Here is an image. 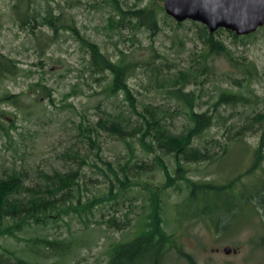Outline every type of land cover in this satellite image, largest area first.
<instances>
[{
	"label": "rangeland",
	"instance_id": "1",
	"mask_svg": "<svg viewBox=\"0 0 264 264\" xmlns=\"http://www.w3.org/2000/svg\"><path fill=\"white\" fill-rule=\"evenodd\" d=\"M19 1L0 0V51L18 62L21 67V72L16 76L0 78V97L6 93L21 96L19 107L9 102L0 103L1 110L5 112L0 118L4 126L0 127V178L12 169L26 170L33 174L36 170L49 171L60 167L62 163L58 156L77 143L74 138L77 134L75 123L81 122L83 118L98 119L99 110L112 108L113 103L123 105L122 96L111 97L103 91L105 82L96 81V77L101 76L91 77V57L79 38H86L99 45L102 52L113 60H116L117 53L114 43H117L119 50L124 54L131 52L134 62H147L150 52L155 49L168 60L173 73L189 67L195 55L202 52V46L197 43V37L194 31H191L192 26L188 21L184 22L185 29L177 33L185 44L180 47L174 28L173 31L165 24L164 33L153 39L144 30L135 31L132 35L129 31H124L123 35L108 31V9L98 6L100 0H24L20 5ZM123 1L134 5L138 0ZM16 4L19 5L18 9ZM47 4H50L54 14H60L59 23L64 25L57 34L50 29L40 33L37 26L34 35L30 26L23 29L20 27L18 10L32 15L41 5L45 7ZM69 26L76 28L74 30L77 32L63 29ZM256 35L246 41V45L234 44L226 34L219 36L233 50L234 55H243L256 66L250 87L251 101L246 106H223L219 109L224 118L217 120L216 125L199 143L203 146L207 140H219L227 146L226 155L222 157L223 147L217 145L214 152L219 155V159L215 163L187 164L186 176L190 182L219 187H227L233 183L232 188L228 189L229 193L246 190L247 193L256 195L262 190L263 167L260 162L255 164V155L260 148V136L253 132L252 123L257 115L264 111V30ZM127 58L129 60L130 55ZM209 59L208 63L215 67L220 75L227 72H244L241 68L232 69L223 57ZM41 62L44 65L40 64ZM38 82L50 89L52 99L47 98L40 87L34 86ZM148 82L144 71L135 67L129 80L133 93L144 103L165 105L168 102L166 96L156 93L154 88L148 91ZM225 86L222 77H210V81L199 93L202 110L213 109L217 93ZM242 92L246 93L245 90ZM123 108L126 109V105H123ZM184 120L181 115L173 119L177 131H181ZM240 127L245 128L241 137L243 140H232ZM101 141L103 155L114 163H125L131 158L130 150L122 143L111 140L108 135L102 137ZM134 153L138 157L133 159L135 162L146 160L152 164L154 161V156L146 155L137 143L134 144ZM166 160L169 161L167 158ZM254 164L256 166L251 170ZM130 176L135 183L132 194L145 201L143 204H137L144 205L145 209L136 211L138 215H133L132 226L128 229L110 230L105 225H92L91 228L85 229L80 221L67 219L69 226L60 223L57 227H33L19 234L23 240L35 238L40 233L49 238L69 237L73 240L72 248L64 255H34L24 241L19 242L9 237L0 239L2 247L14 251L30 264H106L114 246L141 235L149 210L150 189L162 195L163 226L175 239L174 248L164 257L163 264H264V204L257 201L258 196L252 198L248 194L247 205L241 203V209L232 210L230 217H223L225 212L218 214V217L213 219L215 223H212L208 213L201 212L203 207H196L197 210L185 214L181 202L188 198V192L183 187L186 182L181 183L177 189H164L166 191L162 194L165 183L162 171L152 168L150 172ZM89 188L93 194L98 192L94 184ZM99 192H104L103 188ZM93 194L88 195L92 197ZM209 194L211 199L212 191ZM224 207L228 208L225 204ZM3 248H0V252ZM176 248L189 255L191 263L182 258ZM225 248H230L232 252L226 254ZM216 249L219 251L216 252Z\"/></svg>",
	"mask_w": 264,
	"mask_h": 264
},
{
	"label": "trees",
	"instance_id": "2",
	"mask_svg": "<svg viewBox=\"0 0 264 264\" xmlns=\"http://www.w3.org/2000/svg\"><path fill=\"white\" fill-rule=\"evenodd\" d=\"M21 1L24 0H20L19 5ZM162 2L163 0H151L145 3L138 0L134 5H128L123 0H100L97 4L108 9L107 30L116 35H123L124 31H129L132 35L135 31L144 30L153 39L164 33L165 24L172 30L174 28L173 31L180 42L179 46H185L177 33L185 29L186 22L177 23L167 16ZM19 5H15L16 9ZM17 18L20 27L23 29L30 26L34 35L37 26L40 33L50 29L55 34L64 26L59 23L60 14H54L50 4L45 7L41 5L39 10L32 12V15L18 10ZM188 22L192 26L191 31L193 30L197 37V43L202 46V52L195 55L189 67L181 68L176 73L171 71L168 60L155 49L150 52L147 62H134L131 59L133 55L131 52L124 54L119 50L117 43H114L117 53L116 60H113L102 52L99 45L86 38H79L91 57L89 66L91 77L101 76L96 77V81L105 82L103 91L111 97L122 96L121 102L127 108L113 103L112 108L99 110L98 119L83 118L81 122L75 123L77 134L74 138L77 143L58 156L62 163L60 167L49 171L36 170L33 174L26 170L12 169L6 176L0 178V239L9 237L19 242L24 241L34 255L50 253L53 256H61L72 248L73 240L69 237L49 238L40 233L35 238L23 240L19 234L33 227L41 229L50 225L57 227L60 223L69 226L67 219L80 221L85 229L91 228L92 225H105L110 230L124 231L132 226L133 215H138L136 211L140 208L145 209L144 205H137L145 201L132 194L135 183L130 175L139 176L144 172H150L152 168L162 171L165 176L162 194L166 191L164 189H177L181 183L186 182L183 187L188 192V198L181 202L185 214L191 213L196 207H203L201 212L208 213L212 223H215L214 217L224 213L226 209L224 204L228 206L230 213L235 209L240 210L241 203L247 205L248 194L252 198L258 196L257 201L264 204V111L260 112L252 123L253 132L260 136V148L255 155V164L260 162L263 167L261 171L263 185L258 194L253 195L246 190L229 193L228 189L232 188L233 183L227 187L196 184L190 182L186 176L187 164H212L219 159V155L214 152L215 146L223 147L222 157L226 155L227 146L219 140H207L203 146L199 143L216 125L217 120L224 118L219 109L223 106H246L251 101L250 87L256 66L247 57L234 55L233 50L219 36L226 34L234 44L241 45H246V41L257 36L256 32L239 37L223 29L211 34L204 25ZM63 29L77 32L74 30L76 28L70 26ZM263 30L264 27L258 32ZM216 56L226 59L232 69L241 68L244 72H227L220 75L216 68L208 63L209 57ZM40 64L44 65L42 62ZM135 67L142 69L147 75L148 91L154 88L156 93H163L166 96L168 102L165 105L144 103L133 93L129 80ZM20 72V64L0 51V78L16 76ZM212 76L216 79L222 77L226 86L217 93L213 109L204 111L201 108L199 93ZM34 86L40 87L41 92L52 99L51 91L45 84L38 82ZM244 90L246 93L242 92ZM20 98V95L6 93L0 97V103L9 102L19 107ZM36 102L39 104L38 99ZM4 113L0 108V118ZM178 115L185 119L181 131L176 130L173 122ZM0 127H4L1 122ZM244 129L240 127L232 140H243L241 137ZM105 135L114 142L125 145L130 150L131 158L125 163H114L105 157L101 141ZM135 143L140 145L146 155L154 156L152 164L146 160L136 162L133 160L138 158L134 153ZM132 170L135 171L130 174ZM91 184H94L97 193H92V189L89 188ZM102 188L104 192L100 193ZM210 191L213 193L211 199ZM148 192L149 210L141 235L114 246L106 264H163L164 257L171 248H174V236L167 233L163 226L162 195L150 189ZM88 194L93 196L90 197ZM69 233L72 235L71 229ZM0 248H3L1 241ZM177 252L191 263L189 255L180 249H177ZM0 264L30 263L14 251L3 248L0 252Z\"/></svg>",
	"mask_w": 264,
	"mask_h": 264
},
{
	"label": "water",
	"instance_id": "3",
	"mask_svg": "<svg viewBox=\"0 0 264 264\" xmlns=\"http://www.w3.org/2000/svg\"><path fill=\"white\" fill-rule=\"evenodd\" d=\"M163 7L177 23L197 22L211 34L223 29L249 36L264 27V0H163Z\"/></svg>",
	"mask_w": 264,
	"mask_h": 264
},
{
	"label": "flooded vegetation",
	"instance_id": "4",
	"mask_svg": "<svg viewBox=\"0 0 264 264\" xmlns=\"http://www.w3.org/2000/svg\"><path fill=\"white\" fill-rule=\"evenodd\" d=\"M220 206H221V205H220ZM224 212H225V214L223 215V217H225V218H226V216H227V217H230V215H231L230 210H228V209L226 208V209L224 210ZM215 251L218 252L219 250L216 249Z\"/></svg>",
	"mask_w": 264,
	"mask_h": 264
}]
</instances>
